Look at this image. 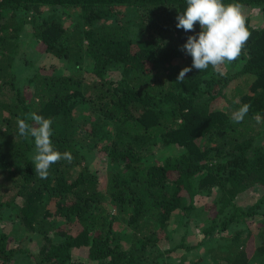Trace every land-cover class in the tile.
Listing matches in <instances>:
<instances>
[{"label":"trees","instance_id":"trees-1","mask_svg":"<svg viewBox=\"0 0 264 264\" xmlns=\"http://www.w3.org/2000/svg\"><path fill=\"white\" fill-rule=\"evenodd\" d=\"M222 2L264 6V0ZM57 3L80 8V20L67 27L56 14L40 10ZM119 5L145 13L137 21L122 20ZM186 6L187 0H0V225L9 219L15 228H0L1 264H89L76 260L77 251L94 264H202L174 253L203 243H210L218 264H264V244L244 226L247 217L264 214V193L249 206L236 202L241 193L264 188V145L256 142L264 122L262 130L254 125L257 113L264 117V27H254L244 15L250 38L241 57L228 64L226 77L211 67L192 68L177 82L180 70L192 64L181 46L200 31L198 23L194 32L176 27ZM10 12L11 18L19 13L17 23ZM25 25H32L33 38L50 56L75 66L90 60L91 83L75 73H42L45 67L16 82ZM111 69L120 70L117 78L108 77ZM244 74L252 77L247 90L238 85L230 96L225 87ZM222 99L226 109L213 107ZM244 103L251 105L249 113L233 123L232 111ZM79 105L98 116L79 120ZM33 112L51 119L55 148L73 156L51 165L46 179L34 171V138L18 134L17 118L32 124ZM160 142L182 151L146 164ZM96 149L116 166L108 170L104 188L84 165ZM204 193L216 194L218 207L204 227V241L187 245L185 229L178 245L160 249L173 218L194 208ZM119 215L133 232L129 248L114 227ZM232 228V235L216 238ZM34 239L37 250L29 247Z\"/></svg>","mask_w":264,"mask_h":264},{"label":"rangeland","instance_id":"rangeland-1","mask_svg":"<svg viewBox=\"0 0 264 264\" xmlns=\"http://www.w3.org/2000/svg\"><path fill=\"white\" fill-rule=\"evenodd\" d=\"M241 12L243 15H249L251 17V23L254 27H264V6H247L240 5ZM118 9L123 13V16L120 15L119 18L122 20H132L137 21L138 16L145 13L144 9L138 10L135 7L119 5ZM42 12L56 14L60 17L63 24L67 27H72L76 22L80 20V8L78 7H70L66 8L61 6L60 4L55 5H46L40 8ZM13 12H10V21L12 23H17L20 17L19 13H15L17 18H11ZM30 13L29 15H32ZM114 19L109 20V22H113ZM19 40L21 41L22 51L21 54L17 58V62L15 65V75L16 82L26 81L27 78L33 76V74L37 71V68L45 67L42 73H59L63 75L74 74L77 76H81L86 83H91L92 76L90 74L92 64L90 60H86L80 66H75L73 62L67 61V59H58L50 56L46 51V47L43 43L33 38L32 35V25L23 26V30L21 35L19 36ZM224 70H228V64L224 66ZM120 70L111 69L108 73V77L111 79H115L118 77ZM252 77L249 75H240L235 79L231 80L229 85L225 87L226 92L231 96L235 91V87L241 85L245 90L248 88V84L251 81ZM28 92H32L31 89ZM87 95H89L87 93ZM216 108L226 109L228 107V103L226 100L217 101V103L213 106ZM74 114L81 121H88L92 116H98L97 113L91 112L88 107H83L79 105ZM255 127L262 130L261 124L254 123ZM256 142L259 145H264V134L262 131L258 135H256ZM182 148L177 145H168L164 142H160L155 146L154 152L149 154L144 161L146 164H157L162 163L165 160V157L170 153L181 152ZM84 165H88L92 172L97 174L100 179V187L104 188L106 185L108 170L115 169V164H112L106 157L104 151L101 149H96L90 151L87 154V159L84 161ZM82 165L77 167V170L81 168ZM76 175V173L74 174ZM3 177L0 176V180ZM10 192V191H9ZM8 192V193H9ZM7 193V194H8ZM217 193V192H216ZM264 193V188L256 187L253 190L246 191L241 193L236 202L242 206H249L254 204L259 197ZM218 196V195H217ZM216 201V194L206 195L199 194L195 199V207L182 209L179 211L177 218L175 217L172 220V223L167 228L168 237H165L160 243V249L172 248L175 245H178L181 239V236L185 234V229H188L187 236L185 242L189 246H196L197 243L204 241V227H206L211 219L216 215L218 211V207L214 205ZM51 208L54 211L56 208L55 200L51 201ZM186 205H189V199L186 198ZM112 214H117L116 209L111 208ZM180 219L181 222L177 223V220ZM179 224V225H178ZM178 225V226H177ZM244 226H248L255 237V242L264 244V214H256L254 216H249L246 218ZM114 227L120 233L122 237V243L125 248H129L131 244V235L132 229L126 223V221L119 215L117 219L114 220ZM0 228L6 229L10 233H14L15 228L12 222L9 219H5L2 221ZM176 230V231H175ZM235 229H229L225 232H218L216 238H226V236L232 235ZM20 232V231H19ZM213 242V241H210ZM29 247L32 250L38 249V241L32 240L28 241ZM14 244H17L16 242ZM210 243H203L197 248L185 249L181 248L177 250L174 255L177 257H186L187 263H192L196 260L202 259V264H218V262H214L208 252V248ZM76 260H81L82 262L94 264L88 259V255L85 251H77ZM260 261V259H258ZM1 264V263H0ZM219 264H230L226 261L219 262Z\"/></svg>","mask_w":264,"mask_h":264},{"label":"clouds","instance_id":"clouds-1","mask_svg":"<svg viewBox=\"0 0 264 264\" xmlns=\"http://www.w3.org/2000/svg\"><path fill=\"white\" fill-rule=\"evenodd\" d=\"M176 27L186 32H194L198 23L199 33L189 35L181 50L191 55V66L183 67L176 80L184 82L188 72L195 68L202 72L209 67L221 77H226V64L237 61L250 38L246 20L241 12V6L236 3L224 4L222 0H187V6L176 17ZM251 105L242 104L232 111L233 123H240L249 113ZM32 124L20 117L17 118L18 134L24 138H34L35 151L32 157L35 174L40 179H46L51 165L59 161L71 162L70 151L60 152L53 144L51 136L52 121L35 112L29 114ZM256 122H264L259 113L254 117Z\"/></svg>","mask_w":264,"mask_h":264}]
</instances>
